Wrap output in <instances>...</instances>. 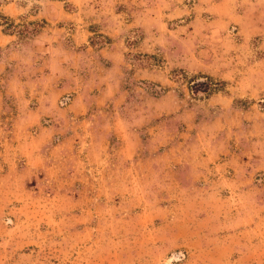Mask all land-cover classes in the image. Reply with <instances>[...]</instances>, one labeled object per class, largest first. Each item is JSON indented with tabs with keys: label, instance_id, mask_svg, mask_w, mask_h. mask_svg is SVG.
<instances>
[{
	"label": "rangeland",
	"instance_id": "obj_1",
	"mask_svg": "<svg viewBox=\"0 0 264 264\" xmlns=\"http://www.w3.org/2000/svg\"><path fill=\"white\" fill-rule=\"evenodd\" d=\"M0 15V264H264V0Z\"/></svg>",
	"mask_w": 264,
	"mask_h": 264
},
{
	"label": "trees",
	"instance_id": "obj_2",
	"mask_svg": "<svg viewBox=\"0 0 264 264\" xmlns=\"http://www.w3.org/2000/svg\"><path fill=\"white\" fill-rule=\"evenodd\" d=\"M0 19H5V17L3 15H0ZM10 26L11 24L7 26L5 25L3 29H8ZM205 78L206 80L204 82L199 83V85L202 86V91L210 93L211 91L219 90V87L215 86L217 85V82L213 83L210 79H208V77H205Z\"/></svg>",
	"mask_w": 264,
	"mask_h": 264
},
{
	"label": "crops",
	"instance_id": "obj_3",
	"mask_svg": "<svg viewBox=\"0 0 264 264\" xmlns=\"http://www.w3.org/2000/svg\"><path fill=\"white\" fill-rule=\"evenodd\" d=\"M1 35H5V36H7L6 34H2V33H1Z\"/></svg>",
	"mask_w": 264,
	"mask_h": 264
}]
</instances>
